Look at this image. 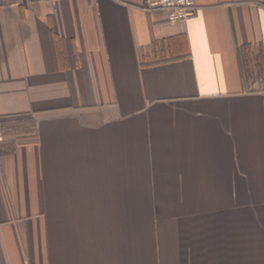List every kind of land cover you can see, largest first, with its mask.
<instances>
[{
    "label": "crops",
    "instance_id": "crops-1",
    "mask_svg": "<svg viewBox=\"0 0 264 264\" xmlns=\"http://www.w3.org/2000/svg\"><path fill=\"white\" fill-rule=\"evenodd\" d=\"M0 5V264H264V0Z\"/></svg>",
    "mask_w": 264,
    "mask_h": 264
},
{
    "label": "built area",
    "instance_id": "built-area-1",
    "mask_svg": "<svg viewBox=\"0 0 264 264\" xmlns=\"http://www.w3.org/2000/svg\"><path fill=\"white\" fill-rule=\"evenodd\" d=\"M9 0H0V5ZM194 0H145L144 8L149 11L161 10L169 21L185 20L194 12Z\"/></svg>",
    "mask_w": 264,
    "mask_h": 264
}]
</instances>
